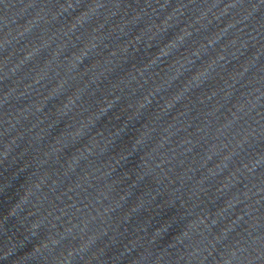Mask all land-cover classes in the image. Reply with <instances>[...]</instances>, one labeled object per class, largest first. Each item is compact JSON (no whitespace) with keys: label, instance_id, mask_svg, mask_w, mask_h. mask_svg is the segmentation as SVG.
<instances>
[{"label":"water","instance_id":"water-1","mask_svg":"<svg viewBox=\"0 0 264 264\" xmlns=\"http://www.w3.org/2000/svg\"><path fill=\"white\" fill-rule=\"evenodd\" d=\"M0 264H264V0H0Z\"/></svg>","mask_w":264,"mask_h":264}]
</instances>
